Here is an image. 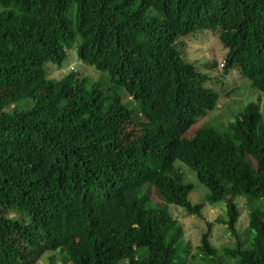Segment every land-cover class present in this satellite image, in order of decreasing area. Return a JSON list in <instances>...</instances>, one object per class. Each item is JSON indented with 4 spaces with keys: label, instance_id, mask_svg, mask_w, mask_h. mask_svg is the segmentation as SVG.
<instances>
[{
    "label": "trees",
    "instance_id": "obj_1",
    "mask_svg": "<svg viewBox=\"0 0 264 264\" xmlns=\"http://www.w3.org/2000/svg\"><path fill=\"white\" fill-rule=\"evenodd\" d=\"M198 30L218 32L222 73L238 70L264 95V0H0V264L48 251L64 264H222L211 228L192 254L169 210L203 217L220 202L235 238L224 256L264 264L259 101L184 138L222 97L178 44ZM75 46L101 76L49 78ZM26 100L33 107L20 109ZM176 161L209 188L205 202L190 200Z\"/></svg>",
    "mask_w": 264,
    "mask_h": 264
},
{
    "label": "rangeland",
    "instance_id": "obj_2",
    "mask_svg": "<svg viewBox=\"0 0 264 264\" xmlns=\"http://www.w3.org/2000/svg\"><path fill=\"white\" fill-rule=\"evenodd\" d=\"M178 44L189 61L194 62L203 72L213 77V81L210 84L218 88L222 94L217 107L201 116L191 125L184 134V138L193 137L199 128L203 126H214L219 129L227 126L251 101H259L261 113L264 117V95L253 88L251 82L238 70L228 74L221 72L219 62L226 56V50L218 38V32L198 30L179 40ZM51 64L47 65V75ZM211 64H215V67H210ZM72 68L81 76L89 77L92 80H97L101 76V72L79 59L77 47L75 46L68 51L63 67L52 66L51 74L48 77L62 78L72 71ZM127 98L128 95H123V100L127 101ZM33 105L34 101L26 100L19 104V108L30 109ZM137 118L140 121L144 120L141 114H138ZM175 164L183 172L185 181L193 184V190L189 196L190 200L194 204L205 202V197L210 192L209 188L199 182L197 174L189 166L180 161H176ZM152 199L155 203H164L156 191L152 192ZM236 202L241 208L238 223L240 237L248 245L251 238V231L248 226L250 207L248 206L247 208L244 196L237 197ZM255 205H262L264 208V201L258 200ZM169 210L182 226L185 242L191 246L192 254L197 252V247L201 244L203 234L210 227L211 242L217 248L222 264H236V260L225 257L223 254L224 248L233 246L235 242V238L223 222V219H226L227 211L224 202L215 205L206 204L203 209V217L189 215L183 208L176 205H170ZM207 223H211V225L209 226ZM34 264H64L63 254L58 251L45 252ZM120 264H127V262L122 261Z\"/></svg>",
    "mask_w": 264,
    "mask_h": 264
},
{
    "label": "built area",
    "instance_id": "obj_3",
    "mask_svg": "<svg viewBox=\"0 0 264 264\" xmlns=\"http://www.w3.org/2000/svg\"><path fill=\"white\" fill-rule=\"evenodd\" d=\"M225 65V58L219 62V67L222 68Z\"/></svg>",
    "mask_w": 264,
    "mask_h": 264
},
{
    "label": "clouds",
    "instance_id": "obj_4",
    "mask_svg": "<svg viewBox=\"0 0 264 264\" xmlns=\"http://www.w3.org/2000/svg\"><path fill=\"white\" fill-rule=\"evenodd\" d=\"M224 58H225V57H224ZM224 58H223V59H224ZM73 69H74V68H72V70H73ZM221 69H222V68H221Z\"/></svg>",
    "mask_w": 264,
    "mask_h": 264
}]
</instances>
